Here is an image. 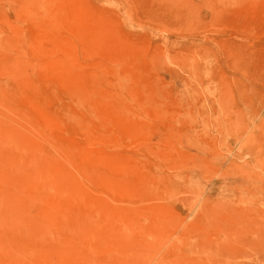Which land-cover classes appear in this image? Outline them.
<instances>
[{
  "label": "rangeland",
  "instance_id": "rangeland-1",
  "mask_svg": "<svg viewBox=\"0 0 264 264\" xmlns=\"http://www.w3.org/2000/svg\"><path fill=\"white\" fill-rule=\"evenodd\" d=\"M0 264H264V0H0Z\"/></svg>",
  "mask_w": 264,
  "mask_h": 264
},
{
  "label": "bare ground",
  "instance_id": "bare-ground-1",
  "mask_svg": "<svg viewBox=\"0 0 264 264\" xmlns=\"http://www.w3.org/2000/svg\"><path fill=\"white\" fill-rule=\"evenodd\" d=\"M205 71H207V70H205ZM14 86V85H13ZM11 89V88H10ZM61 110H59V112H60ZM67 114H69V113H67ZM67 116V115H66ZM64 117V116H63ZM9 138H11V137H9ZM87 157V156H86ZM47 169V168H46ZM40 171V170H39ZM39 171H37V172H39ZM44 175H47V174H44ZM38 176V175H37ZM42 176V175H41ZM40 177V176H39ZM44 177V176H43ZM34 179V178H33ZM26 180V179H25ZM42 180V179H41ZM28 182V181H27ZM41 182V181H40ZM35 183V182H34ZM44 183V182H43ZM48 183V182H47ZM29 184V183H28ZM51 185V184H50ZM44 186V185H43ZM48 188H49V186H48ZM50 192V191H49ZM48 192V193H49ZM53 192V191H52ZM56 192V191H55ZM51 195V194H50ZM74 196V195H73ZM49 197V196H48ZM64 197H66V196H64ZM50 198V197H49ZM52 198V197H51ZM51 203V202H50ZM69 203V202H68ZM4 216V215H3ZM4 218V217H3Z\"/></svg>",
  "mask_w": 264,
  "mask_h": 264
}]
</instances>
